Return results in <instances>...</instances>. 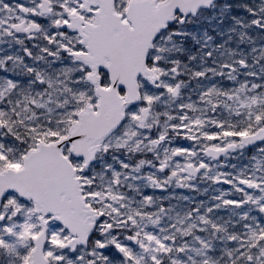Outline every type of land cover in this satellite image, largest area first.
I'll use <instances>...</instances> for the list:
<instances>
[{
    "label": "snow or ice",
    "instance_id": "snow-or-ice-1",
    "mask_svg": "<svg viewBox=\"0 0 264 264\" xmlns=\"http://www.w3.org/2000/svg\"><path fill=\"white\" fill-rule=\"evenodd\" d=\"M0 264H264V0H0Z\"/></svg>",
    "mask_w": 264,
    "mask_h": 264
}]
</instances>
